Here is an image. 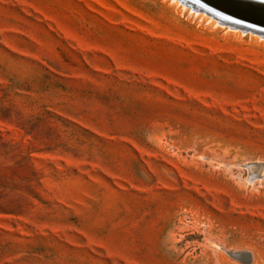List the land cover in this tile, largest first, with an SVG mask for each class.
I'll return each mask as SVG.
<instances>
[{"label": "rangeland", "instance_id": "374dc122", "mask_svg": "<svg viewBox=\"0 0 264 264\" xmlns=\"http://www.w3.org/2000/svg\"><path fill=\"white\" fill-rule=\"evenodd\" d=\"M0 264H264V36L0 0Z\"/></svg>", "mask_w": 264, "mask_h": 264}, {"label": "water", "instance_id": "95a60500", "mask_svg": "<svg viewBox=\"0 0 264 264\" xmlns=\"http://www.w3.org/2000/svg\"><path fill=\"white\" fill-rule=\"evenodd\" d=\"M224 25L264 36V0H179ZM186 1V2H184ZM257 179L250 177V181ZM240 258L239 254H232Z\"/></svg>", "mask_w": 264, "mask_h": 264}, {"label": "bare ground", "instance_id": "6f19581e", "mask_svg": "<svg viewBox=\"0 0 264 264\" xmlns=\"http://www.w3.org/2000/svg\"><path fill=\"white\" fill-rule=\"evenodd\" d=\"M177 1H179V0H177ZM179 2H181V1H179ZM184 2H186V1H184ZM182 3V2H181ZM184 4V3H183ZM185 5V4H184ZM196 11V10H195ZM203 13H205V12H203ZM206 14V13H205ZM219 22V21H218ZM219 23H221V22H219ZM222 24V23H221ZM228 26L230 27V28H232V25L231 24H228ZM234 29V28H233ZM237 29V28H236ZM256 165H259V164H256ZM256 165H251V168H260V166H256ZM259 174H260V172L257 174V175H255V176H253V178H258V176H259Z\"/></svg>", "mask_w": 264, "mask_h": 264}]
</instances>
